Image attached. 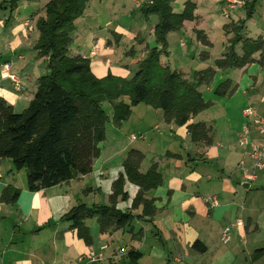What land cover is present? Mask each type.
Masks as SVG:
<instances>
[{
    "label": "crops",
    "instance_id": "1",
    "mask_svg": "<svg viewBox=\"0 0 264 264\" xmlns=\"http://www.w3.org/2000/svg\"><path fill=\"white\" fill-rule=\"evenodd\" d=\"M104 1L89 0L86 11ZM19 3L10 10L8 0H0V97L15 113H21L28 107L37 90L38 79L47 74L45 60L36 56L35 50L28 58L38 57L45 73L34 60L32 63L25 61L27 55L23 58L22 52L17 50L29 40L43 8L34 10L35 6H30V2H23L18 8ZM219 4L221 8L223 0H219ZM99 19L97 16L93 18L89 27V46H97L96 56L88 59L91 73L97 79L107 74L123 78L126 73L109 64L107 56L112 43L104 34L107 30L94 28ZM79 23L77 19L75 27ZM233 24L234 21L221 27L227 42L231 37L228 28ZM154 25L149 29L151 36ZM108 26L110 22L105 23V27ZM202 35L207 39L205 34ZM242 37L264 39V35L250 38L243 32ZM228 44L217 59L222 57ZM180 45L184 47L182 40ZM235 49L241 55L240 44ZM76 55L83 57L79 53ZM260 56L264 58V47L253 58L258 60ZM139 61L132 63L133 70ZM162 61L167 62L163 58ZM185 68L186 65H181L174 70L184 78L190 77ZM215 71L220 72H217L215 83L206 90V94L200 92L208 107L182 126L166 123L169 133H172L167 136L172 139V145H167L159 153L154 152L149 158L146 154L150 146L140 145L132 149L141 155L138 172L145 174L155 166L161 182L154 190L143 194L148 204L144 212L141 209L143 205L130 211L135 209L130 206L139 187L129 183L132 187L130 193L123 187L130 205L122 212L136 216L130 233L126 229L100 233L95 218L86 219L84 225L90 236V243L86 244L63 219L77 205L99 206L87 204L83 199L101 188L89 180L91 177L96 180L103 169L98 159H93L91 172L87 175L36 192L27 190L25 169L16 171L9 159H0V264H83L80 261L82 256L90 250L98 252L103 245L107 248L103 251L102 264L253 263L250 262L252 254L264 248V170L256 172L254 181L244 180L243 168L250 171V162L245 154L247 148H240L236 141L244 125L250 130V140L257 139L253 123L242 116V110L252 107L259 114H264V66L255 61L243 68ZM9 76L15 77L23 90L17 92ZM225 81L234 86V91L230 95H216V88ZM141 105L133 107L131 113ZM146 112H143L144 119L140 120L145 123L141 125L142 131L148 136L153 131L161 135L159 122L155 120L158 110L153 112L150 124H146L150 119L144 122ZM189 126H195L193 132ZM125 151L126 148H121L114 152V156L124 152L127 158L130 150ZM120 174L122 172H118ZM6 188L18 190L16 200L10 201L9 194L5 200L2 199ZM112 191L110 185L108 197ZM150 191H153L152 197H148ZM237 219L242 224L231 230L229 243L223 244L220 239L222 229ZM195 242H200L205 251L193 250ZM119 249L126 254L117 255ZM131 251L140 253L135 263L127 257Z\"/></svg>",
    "mask_w": 264,
    "mask_h": 264
},
{
    "label": "trees",
    "instance_id": "2",
    "mask_svg": "<svg viewBox=\"0 0 264 264\" xmlns=\"http://www.w3.org/2000/svg\"><path fill=\"white\" fill-rule=\"evenodd\" d=\"M20 1L24 0H8L10 10ZM87 1L50 0L45 5L35 23L39 34L35 51L45 60L48 73L38 79L34 97L23 112H13L0 97V159H9L16 171L25 169L29 192L53 187L91 172L92 161L99 153L97 146L104 139L107 117L102 109L103 103L111 106L112 119L117 125L128 117L131 107L149 103L153 108L161 109L164 121L182 126L208 107L198 88L210 84L215 69L243 68L255 61L264 66L262 56L258 60L253 58L255 53L262 52L264 39L244 38L242 26L233 24L224 54L214 61L215 69L209 67L194 72L188 81L182 74L172 71L162 58L168 55L167 34L179 29L182 21L189 19L188 5L191 3L186 2L184 11L177 14L171 8L175 0H150L139 9L157 16L153 26L155 45L145 52L130 79L110 74L97 79L91 73L88 59L67 55L75 21ZM245 9L250 12L247 7ZM200 42L210 45L203 35ZM237 44H240L241 55L236 53ZM204 58H207L206 53L202 54ZM233 91L234 86L225 81L216 88L215 94L225 96ZM123 98L128 99L127 104ZM194 128L188 127L192 132ZM140 160L138 152H128L123 165L124 175L120 174L114 181L111 199L118 193L123 201L127 198L122 192L126 178L139 187L131 208L143 205L144 212L148 204L143 194L156 188L161 179L155 166L140 174ZM8 194L10 201H14L19 193L16 189L6 188L2 199L5 200ZM91 218H95L100 233L125 229L130 233L136 216L114 206L87 207L83 204L71 208L63 216L86 244L90 243V236L84 220ZM192 249L199 253L205 251L200 242H195ZM127 257L135 263L140 253L131 251ZM256 259H263L264 264V248L252 254L251 260Z\"/></svg>",
    "mask_w": 264,
    "mask_h": 264
},
{
    "label": "rangeland",
    "instance_id": "3",
    "mask_svg": "<svg viewBox=\"0 0 264 264\" xmlns=\"http://www.w3.org/2000/svg\"><path fill=\"white\" fill-rule=\"evenodd\" d=\"M49 1L50 0H24L20 1L18 8L24 4L23 2H30V6H35L34 10L36 8H44ZM243 1L246 4L247 9L250 11L249 13L244 6L245 8L230 10L228 12L229 17L224 18L220 15V9L222 12L223 6L220 8L219 0H175L171 4V8L172 11L177 14L184 11L186 2L191 3V5H188L189 19L183 20L179 29L169 32L166 36L168 55L165 58L163 57V59L167 60L170 69L175 71L174 69L176 67L186 65L185 72L188 73L190 77L185 79L190 81L191 75L194 72L209 67L214 68V60L221 56L225 45L228 43L223 37L221 27L222 25L230 24L233 21L235 24H240L242 26L244 36L257 38L259 35H264V0ZM87 3L83 8L80 17H78L80 21L79 25H77L71 33L67 55L75 57L74 55L79 53L83 55V58H90L88 52L90 47L88 41L90 33L89 27L91 26V20L97 16L100 19L94 28L107 30L104 31V34L109 37L112 43L111 50L107 56L109 64H111L114 69H119L121 72L126 73L125 77L118 78L130 79L135 70H133L134 67L131 66L132 63L136 60H142V54L144 51L155 45L154 37L153 35H150L149 29L157 22V16L153 13L145 14L141 9L134 8L133 0H105L102 4L96 3L92 5L88 11H86V8L88 7ZM106 22H110V26L105 27ZM230 28L228 29L230 30ZM33 30V33H31L28 38L29 40L23 46H19L17 50L22 52L21 56L23 58L27 55L25 61L32 63L34 60V62L39 64V68L45 73L46 71L44 70L42 61L36 57L37 55L31 59L30 57L28 58V55L35 50L39 37L36 26L35 28L33 27ZM202 34L206 35V40H208L211 45L205 47L204 45H201L200 36ZM231 35L232 34L230 33V36ZM180 40L183 41L184 47H181ZM236 47H239V44H237ZM94 48H96V45L90 47L91 51ZM204 52L208 54V57L202 59V54ZM76 57H78V55H76ZM126 66H129V68ZM217 72L220 73L219 71ZM217 72H215L210 84H202L199 86L198 91L201 92L202 95L207 93L206 90L213 84V82L215 83ZM182 77L184 78V76ZM19 85L23 87L20 83ZM122 101L126 104L128 103L127 98H123ZM141 104L142 105L137 109H134L132 113L131 110L133 107H131L128 117L118 125L114 123L112 119L111 106L108 103L102 104V109L107 117V121L104 125V139L97 146L99 153L94 160L98 159L99 164H102L101 168L103 169L96 176V180H93L92 177L89 178V180L99 184L101 188L83 198L87 204L91 205L93 203L99 205V207L116 206L120 211H125L130 205V202L127 201L128 198L123 201L122 195H119L120 193L112 199L110 195L108 197L110 185L113 187L114 181L120 176L118 175V172H122V175H124L123 164L126 161V154H124V152H122V154H117L116 156H114V152L119 151L121 148H126L127 151H131L132 149H136V146L148 145L151 148L148 149L150 151L147 152L146 158H149L154 152L159 153L160 151L165 150L167 145H172V139L167 137L172 133H169L166 126V123L168 122L164 121V123L161 121L163 119V112L161 109L153 108L149 103ZM155 110H158V115L155 117V120L159 122L158 126L161 135H158L153 131V133L148 136V133L146 135L144 134L145 131H142L141 127L145 125V123H142L140 120L144 119L142 118L143 112L147 111L145 113L147 118H145L144 122H146L147 119H150L146 122V124H150L154 118L153 112ZM169 123L178 126L173 122ZM143 134L146 136L145 140L136 139L131 141L130 139L131 135L137 137ZM179 142L182 141L179 140ZM127 151L125 152L127 153ZM114 177L117 178L114 180ZM124 182L122 189L125 186L124 190L130 193L132 190V187L130 186L131 183L126 178H124ZM152 195L153 191H150L148 197H152ZM136 209L138 208L133 210L130 209V211H135ZM251 261L252 260H250V262ZM251 264H263V260L256 259Z\"/></svg>",
    "mask_w": 264,
    "mask_h": 264
},
{
    "label": "built area",
    "instance_id": "4",
    "mask_svg": "<svg viewBox=\"0 0 264 264\" xmlns=\"http://www.w3.org/2000/svg\"><path fill=\"white\" fill-rule=\"evenodd\" d=\"M147 1L145 0H134V7L139 8L143 4H145ZM245 3L243 0H223V9H222V16L228 17V12L230 10H236L244 8ZM96 48H94L90 53V58L96 56ZM86 59V58H85ZM10 80L13 83L14 89L18 92L23 90V88L19 85L18 80L13 77L9 76ZM242 116L245 119L250 120L254 125V130L257 136L256 140H250V130L247 125H244L237 138V145L240 148H247V151L245 152L249 162H250V171L248 169L243 168V178L245 181H254L256 178V172L264 170V114H259L254 108L252 107H245L242 110ZM131 141H134L136 139H144L143 135L139 136H130ZM242 165V164H241ZM241 220L237 219L234 222L228 224L225 226L220 234V239L223 244H227L230 241V232L235 227L240 226ZM107 248L106 245H103L100 247L98 252H94L90 250L86 255L82 256L80 258V261L83 262V264H102V261L104 260L103 251ZM117 255L121 256L123 254H126V252L123 249H119L116 252ZM115 254V256H116Z\"/></svg>",
    "mask_w": 264,
    "mask_h": 264
}]
</instances>
